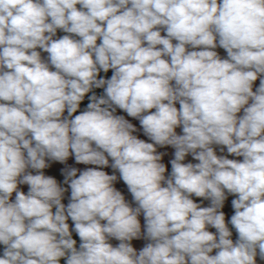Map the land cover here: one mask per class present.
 <instances>
[{
    "label": "clouds",
    "instance_id": "1",
    "mask_svg": "<svg viewBox=\"0 0 264 264\" xmlns=\"http://www.w3.org/2000/svg\"><path fill=\"white\" fill-rule=\"evenodd\" d=\"M58 29L66 34L54 39ZM93 88L104 94L74 115ZM157 145L175 148L170 176ZM73 154L101 167L111 157L137 207L96 168L67 171L66 207V189L42 170ZM188 154L198 163H184ZM226 191L235 243L220 211ZM141 213L150 242L137 252ZM0 244V264L264 260V0H0Z\"/></svg>",
    "mask_w": 264,
    "mask_h": 264
},
{
    "label": "crops",
    "instance_id": "2",
    "mask_svg": "<svg viewBox=\"0 0 264 264\" xmlns=\"http://www.w3.org/2000/svg\"><path fill=\"white\" fill-rule=\"evenodd\" d=\"M77 7L79 8L80 6L78 5ZM65 34L66 33H64L62 30L58 29L57 30V35H56V37H54V39H58L59 37L65 35ZM161 34L162 35L166 34L163 29H161ZM74 38L79 39V37H74ZM97 43H100V41L98 40ZM173 43H176V41H173ZM158 47H161V46H158ZM37 50L41 51L42 59L47 61L48 54L43 52L40 49H37ZM189 50H193V49H191L189 47ZM195 50H200V49H195ZM215 51L218 53V55L222 59H226L227 58V53H226V51L223 48L219 47L218 40H217V48L215 49ZM52 70H54V69H52ZM259 83H260V79L258 78L253 84V91L256 90V88L259 86ZM176 107L179 109V103L178 102L176 103ZM150 111H155V109H152ZM114 114L115 115L124 116V118L126 120H128L130 123H132L136 127L137 131L134 132L133 135L137 136V138L142 139L145 142L153 143V141H151L144 134L143 129H142L138 119L128 116V114L126 112H123L119 108L116 109V112ZM238 115H243V110ZM64 116L67 117V113L66 112L64 113ZM175 131H176V133L178 135H182L183 134L182 126H178L175 129ZM93 146H95V145H93ZM213 147H214V150L216 151V154L218 156H228V158L236 159L238 161H242V159H243V157L229 156L228 153H227L226 148L224 149L223 152H221L220 149L223 146L213 145ZM156 150H157V153H163L162 160L160 162L165 164V166H166L167 171L165 173V176L166 177L170 176V174H171V163H170V161L172 159H174L175 148L170 146V145L163 146V147L157 145L156 146ZM108 159H109V166L108 167H101V166H97V165H85V164H82V163L78 164L75 161L74 154L70 155L69 158L64 163H61V162H58V161H52V160L46 158V163L49 165V167L43 169L42 171H43V173L46 176H52L53 178H55L57 180L58 184L61 187L66 189V191H65V193L63 194V197H62V203L66 207H67L68 203L70 202L71 189H70L68 184L64 183V181H65V175H66L67 171L70 170L71 168L77 169V177L79 176V174L82 171H84V170H86L88 168H96L97 170H103V171L107 172L109 175L115 174L117 176V181L114 182L113 186L124 195L125 201L131 207H133V208L137 207V205L134 202L133 198L130 196V192H129L126 184L122 181V179H120V174H119L118 170H114L111 167V164L113 163L111 157H108ZM183 162L184 163H189V162L198 163V161L193 159L191 154H188L185 157V160ZM27 171L31 172L34 175L37 174V171L34 170V169H31V168L27 169ZM18 189L20 191H23L25 194H27V192L29 190V186L27 184H21V185H18ZM226 197H227V199L225 200L224 206H223L222 209H220V211H223L224 214H225V222H226L227 226L229 227V230L232 233V236L230 238L235 243V241L238 239V234H237L235 228L230 224V219H231V216L234 215V209L232 207L231 201L233 199H235L236 197L231 195V194H228L227 191H226ZM191 198L194 200V202L200 204L202 207L211 206V201L209 199H204V198H201V197H195L194 195ZM11 200L14 202L15 193L12 194ZM53 211L55 212V208H53ZM138 219L140 220V223H141L142 236H141L140 239H133L131 241L132 246L137 250V252H139V250H141L147 243L150 242L147 239H145L144 236H143V233H144V230H145V220H144L143 213H141V215L138 217ZM67 223L69 224V228H70V231L72 233V238L77 241L76 247L79 250V245H80L81 241H80V238L78 237V235L76 234V232L73 230L74 229V223L71 221V219ZM102 223H106V221H103ZM207 230L212 232V233H214V234H216V229L211 227V226H208ZM109 243H111L115 247V246H117L119 244V241L114 239V238H110L109 239ZM4 247H5L4 245L0 244V256L3 255ZM216 251L217 250H213L212 254L214 255L216 253ZM60 264H65V258H61L60 259ZM256 264H264V260H261L259 258V256H257L256 257Z\"/></svg>",
    "mask_w": 264,
    "mask_h": 264
},
{
    "label": "trees",
    "instance_id": "3",
    "mask_svg": "<svg viewBox=\"0 0 264 264\" xmlns=\"http://www.w3.org/2000/svg\"><path fill=\"white\" fill-rule=\"evenodd\" d=\"M113 74V70H109L107 73H104L102 70L100 71V75L98 78L100 77H103L105 79H108L111 77V75ZM93 92L99 97V96H102L104 94V90L103 88H93L92 92L86 94L84 100L81 102L80 104V107L78 109V112L75 113L74 115L76 114H79L80 112L86 110L87 108V104L90 102L89 101V96H91L93 94ZM65 112L67 113V110H65Z\"/></svg>",
    "mask_w": 264,
    "mask_h": 264
},
{
    "label": "built area",
    "instance_id": "4",
    "mask_svg": "<svg viewBox=\"0 0 264 264\" xmlns=\"http://www.w3.org/2000/svg\"><path fill=\"white\" fill-rule=\"evenodd\" d=\"M130 196L132 197L131 193H130ZM132 198H133V197H132ZM69 220H70V218L68 219V221H69ZM68 221H67V222H68Z\"/></svg>",
    "mask_w": 264,
    "mask_h": 264
}]
</instances>
